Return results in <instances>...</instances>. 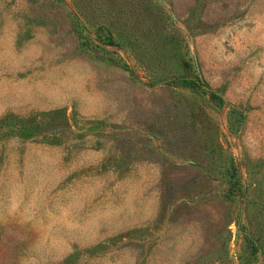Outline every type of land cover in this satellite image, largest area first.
Segmentation results:
<instances>
[{
  "label": "rangeland",
  "instance_id": "obj_1",
  "mask_svg": "<svg viewBox=\"0 0 264 264\" xmlns=\"http://www.w3.org/2000/svg\"><path fill=\"white\" fill-rule=\"evenodd\" d=\"M0 264H264V0H0Z\"/></svg>",
  "mask_w": 264,
  "mask_h": 264
},
{
  "label": "trees",
  "instance_id": "obj_2",
  "mask_svg": "<svg viewBox=\"0 0 264 264\" xmlns=\"http://www.w3.org/2000/svg\"><path fill=\"white\" fill-rule=\"evenodd\" d=\"M169 81H173V82H179V83H182V84H191V83H193V82H196L195 80H193V79H189V78H187V77H182V78H178V79H171V80H169ZM211 94H213L214 96H216V97H218L219 98V96L216 94V93H211Z\"/></svg>",
  "mask_w": 264,
  "mask_h": 264
},
{
  "label": "water",
  "instance_id": "obj_3",
  "mask_svg": "<svg viewBox=\"0 0 264 264\" xmlns=\"http://www.w3.org/2000/svg\"><path fill=\"white\" fill-rule=\"evenodd\" d=\"M194 80H195L196 82H198V83L201 82L200 79H198V78H194ZM200 85H201L203 88H206V89L211 90L207 85H205V84H203V83H201Z\"/></svg>",
  "mask_w": 264,
  "mask_h": 264
}]
</instances>
